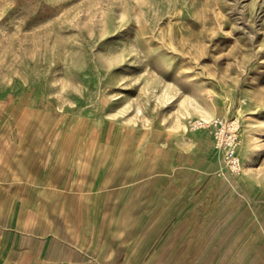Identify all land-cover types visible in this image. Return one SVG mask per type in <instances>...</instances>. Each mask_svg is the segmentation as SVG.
Segmentation results:
<instances>
[{"label": "rangeland", "instance_id": "374dc122", "mask_svg": "<svg viewBox=\"0 0 264 264\" xmlns=\"http://www.w3.org/2000/svg\"><path fill=\"white\" fill-rule=\"evenodd\" d=\"M199 116L239 118L241 173ZM0 139L74 164L106 264H264V0H0Z\"/></svg>", "mask_w": 264, "mask_h": 264}, {"label": "crops", "instance_id": "0c3cea01", "mask_svg": "<svg viewBox=\"0 0 264 264\" xmlns=\"http://www.w3.org/2000/svg\"><path fill=\"white\" fill-rule=\"evenodd\" d=\"M198 133L210 135L206 131ZM209 139L218 155L213 137ZM55 148L49 153L43 142L30 146L23 141L18 144L0 139V264H106L94 254L95 248L90 244L96 225L88 232V242L80 245V201L73 196L72 206L66 202V194L76 186L75 166L58 171ZM77 155L81 156L79 151ZM152 182V190L159 187L164 203L161 180L153 178ZM96 191V185L89 190L94 223L97 213L102 216V211L97 210ZM142 191L145 197L151 194ZM160 216L161 212L154 219ZM66 218L73 220L74 233L66 229ZM113 237L119 241L120 250L114 248ZM122 250L120 236H111L109 251L119 254Z\"/></svg>", "mask_w": 264, "mask_h": 264}, {"label": "built area", "instance_id": "2783aa9c", "mask_svg": "<svg viewBox=\"0 0 264 264\" xmlns=\"http://www.w3.org/2000/svg\"><path fill=\"white\" fill-rule=\"evenodd\" d=\"M190 132L206 131L213 137L214 148L222 153L224 167L231 174H239L243 169V161L239 153L240 122L238 117H194L187 120Z\"/></svg>", "mask_w": 264, "mask_h": 264}, {"label": "bare ground", "instance_id": "6f19581e", "mask_svg": "<svg viewBox=\"0 0 264 264\" xmlns=\"http://www.w3.org/2000/svg\"><path fill=\"white\" fill-rule=\"evenodd\" d=\"M111 135V134H110ZM117 139V138H116ZM196 140V139H195ZM115 141V140H114ZM202 141V140H201ZM109 148V147H108ZM128 148V147H127ZM107 149V148H106ZM62 151V150H61ZM61 151H60V153H61ZM107 151V150H106ZM126 151V150H125ZM58 152V151H57ZM100 152V151H99ZM104 152H105V150H104ZM72 153V152H71ZM78 153V152H77ZM111 154H113V153H111ZM126 154V153H125ZM104 155V154H103ZM120 155V154H119ZM97 156V155H96ZM123 156V155H122ZM71 157V156H70ZM76 159V158H75ZM96 159V158H95ZM101 159V158H100ZM122 159V158H121ZM114 160H116V159H114ZM75 161V160H74ZM121 161V160H120ZM69 162H71V161H69ZM99 162V161H98ZM101 162H103L102 160H101ZM107 162V161H106ZM115 162V161H114ZM113 162V163H114ZM118 162V161H117ZM124 162V161H123ZM100 163V162H99ZM109 163V162H108ZM124 164V163H123ZM74 165V164H73ZM119 165V164H118ZM111 166V165H110ZM100 167V166H99ZM118 167V166H117ZM120 167V166H119ZM122 167V166H121ZM91 169V168H90ZM102 170V169H101ZM112 170V169H111ZM79 171V170H78ZM76 172V171H75ZM100 172V171H99ZM116 173V172H115ZM126 175V174H125ZM131 175V174H130ZM129 175V176H130ZM133 175V174H132ZM101 176V175H100ZM115 176V175H114ZM88 177V176H87ZM108 177V176H107ZM109 178V177H108ZM107 179V178H106ZM110 179V178H109ZM125 179H126V177L124 178V181H125ZM113 180V179H112ZM87 181V180H86ZM109 181V180H108ZM127 181V180H126ZM96 183V182H95ZM107 183H109V182H107ZM87 188V187H86ZM104 188V187H103ZM107 189V188H106ZM105 190V189H104ZM109 191V190H108ZM89 192V191H88ZM83 193V192H82ZM107 194V193H106ZM85 195V194H84ZM109 197V196H108ZM107 196H106V198H108ZM98 199V198H97ZM109 199V198H108ZM106 200V199H105ZM107 201V200H106ZM108 202V201H107ZM101 203V202H100ZM99 203V204H100ZM91 204V203H90ZM82 206H83V204H82ZM100 207V206H99ZM102 210V209H101ZM104 210V209H103ZM84 212V211H83ZM112 214V213H111ZM98 216V215H97ZM82 218V217H81ZM104 218H105V216H104ZM83 219H85V218H83ZM69 221V220H68ZM87 222H89V221H87ZM66 223V222H65ZM89 224H90V222H89ZM100 224H102L101 222L99 223V225ZM67 226L66 227H68V228H70V226H71V224L70 223H67L66 224ZM103 225H104V223H103ZM109 226H110V224H109ZM97 227H99V226H97ZM109 228V227H108ZM110 230V229H109ZM87 231V230H86ZM100 231H102V230H99V232ZM85 232V231H84ZM99 234H102V233H99ZM97 236V235H96ZM95 236V237H96ZM110 238V237H109ZM82 239H83V237H82ZM97 239V238H96ZM108 240V239H107ZM82 241V240H81ZM99 241V240H98ZM87 242V241H86ZM83 244V243H82ZM94 245V244H93ZM104 245H106V242H105V244ZM104 247H106V246H104ZM96 250V249H95Z\"/></svg>", "mask_w": 264, "mask_h": 264}]
</instances>
